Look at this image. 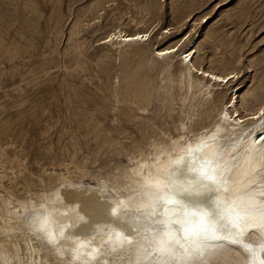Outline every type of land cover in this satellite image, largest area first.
Masks as SVG:
<instances>
[{"label": "rangeland", "instance_id": "374dc122", "mask_svg": "<svg viewBox=\"0 0 264 264\" xmlns=\"http://www.w3.org/2000/svg\"><path fill=\"white\" fill-rule=\"evenodd\" d=\"M118 29L149 39L116 51L105 40ZM182 42L196 66L237 72L249 99L264 74V0H0V193H41L69 170L94 183L176 135L191 101L179 57L153 50ZM224 93L194 126L217 119Z\"/></svg>", "mask_w": 264, "mask_h": 264}, {"label": "bare ground", "instance_id": "6f19581e", "mask_svg": "<svg viewBox=\"0 0 264 264\" xmlns=\"http://www.w3.org/2000/svg\"><path fill=\"white\" fill-rule=\"evenodd\" d=\"M149 35L118 29L105 42L120 51L146 42ZM137 36L148 39H130ZM177 44L153 51L157 55ZM194 49L188 50L195 53ZM184 54L183 50L157 55L166 64L179 57L175 82L183 90L182 105L191 101L182 111L176 135L150 140L147 154L94 183L65 169L56 185L41 193L28 190L21 198L9 190L0 193V264H259L264 258L258 247L264 243V144L256 143L250 132L264 125V74L245 99L240 85L230 87L205 77V72L220 74L196 66L193 57L185 62ZM220 76L238 77L234 71ZM221 87L231 89V95L217 111V119L194 126L199 119L210 118L216 98L226 94L217 91ZM238 97L248 113L240 112ZM229 107L233 115L225 120ZM235 113L242 114L238 120ZM205 162L214 169L215 183L198 170ZM0 188L5 190L1 182ZM205 188L214 191L213 203L220 201L214 215L198 195ZM172 196L210 213L212 230L197 236L195 244L175 222L177 214H166L176 207L168 203ZM45 218L48 224L42 229ZM253 222L260 226L248 231ZM169 231L174 238L165 235ZM225 237L252 250L229 246Z\"/></svg>", "mask_w": 264, "mask_h": 264}, {"label": "snow or ice", "instance_id": "6c2138e0", "mask_svg": "<svg viewBox=\"0 0 264 264\" xmlns=\"http://www.w3.org/2000/svg\"><path fill=\"white\" fill-rule=\"evenodd\" d=\"M167 34V33H166ZM181 36H183V32H181ZM175 38V37H172ZM130 39H135V40H147L148 36H137L134 38H130ZM190 38L189 37H184V41H188ZM181 47L184 48V60L185 62H190L191 58L195 55L194 53H192L191 51L188 50V48L184 45V43L182 42L181 45H178L175 48H170L167 51H157V55L160 57H165V56H171L174 54H177ZM203 75L205 77H209L211 80L219 83V84H224V85H229L230 87H234L235 85L232 84V81L235 80L236 83H239V79L240 77H235V76H228V77H224V76H220V75H210L209 73L205 72L203 73ZM217 91L223 92L224 89L220 88ZM230 99V97H229ZM238 99L236 101V103H238ZM225 103H227V101H225ZM232 113H231V108L229 107L228 111L224 114V119L228 120L232 117ZM237 118V120L239 119V117L242 115L241 113H235L234 114ZM241 124H243V121H240ZM250 135H252L253 140L258 143V144H264V125H260L258 128H255L253 130H251ZM213 183H215V178L212 179ZM214 191L212 189L209 188H205L203 189L200 193H198V195L202 198V201L207 205V207L211 210V214H216V211L220 208V201L217 200L215 203H213L212 201V196L214 195ZM210 213L208 212V215ZM262 223H264V221H262ZM260 225H257L255 222L250 223L248 225V231H254L256 230ZM241 235H243V231L240 233ZM212 239H219L216 236H212ZM225 241H227V243L229 244V246H237V247H243L249 251H251V246L250 245H245V244H241L240 241L232 239L229 240L227 237L224 238Z\"/></svg>", "mask_w": 264, "mask_h": 264}, {"label": "clouds", "instance_id": "9594fccd", "mask_svg": "<svg viewBox=\"0 0 264 264\" xmlns=\"http://www.w3.org/2000/svg\"><path fill=\"white\" fill-rule=\"evenodd\" d=\"M198 170L204 174L207 180H212L215 178L214 169L207 162L201 165ZM168 203L175 205L176 207L171 209L170 212H166V214L170 215L171 212H175L177 214L178 218L175 222L182 226L185 236L190 237L193 244H195V238L197 236L211 232L212 225L207 221L208 210L205 207L190 206L175 196L169 197ZM115 211L116 210L113 209V213H115ZM47 224L48 221L47 218H45L41 220L40 227L43 229ZM165 235L174 238V233L171 231L166 232ZM49 237H51L50 231ZM258 247L261 250V255L264 256V243L259 244ZM249 264H256V262L249 261ZM259 264H264V258L259 260Z\"/></svg>", "mask_w": 264, "mask_h": 264}]
</instances>
